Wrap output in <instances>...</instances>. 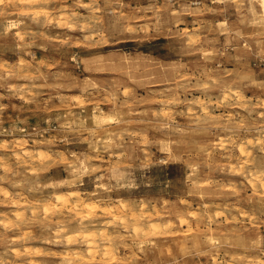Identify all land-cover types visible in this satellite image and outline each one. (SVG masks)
<instances>
[{"label": "rangeland", "instance_id": "obj_1", "mask_svg": "<svg viewBox=\"0 0 264 264\" xmlns=\"http://www.w3.org/2000/svg\"><path fill=\"white\" fill-rule=\"evenodd\" d=\"M0 264H264L261 0H0Z\"/></svg>", "mask_w": 264, "mask_h": 264}, {"label": "bare ground", "instance_id": "obj_2", "mask_svg": "<svg viewBox=\"0 0 264 264\" xmlns=\"http://www.w3.org/2000/svg\"><path fill=\"white\" fill-rule=\"evenodd\" d=\"M261 6H262V9H263V12H264V0H261ZM65 195V194H64ZM93 207V206H92ZM89 209H91L90 207H88ZM88 210V209H87ZM74 211V210H73ZM90 211V210H88ZM92 211V210H91Z\"/></svg>", "mask_w": 264, "mask_h": 264}]
</instances>
